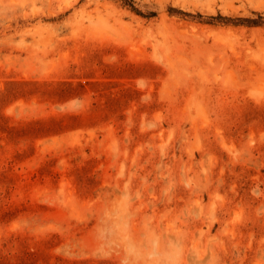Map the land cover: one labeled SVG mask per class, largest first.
Listing matches in <instances>:
<instances>
[{"label": "rangeland", "instance_id": "374dc122", "mask_svg": "<svg viewBox=\"0 0 264 264\" xmlns=\"http://www.w3.org/2000/svg\"><path fill=\"white\" fill-rule=\"evenodd\" d=\"M127 2L0 0V264H264V0Z\"/></svg>", "mask_w": 264, "mask_h": 264}, {"label": "clouds", "instance_id": "9594fccd", "mask_svg": "<svg viewBox=\"0 0 264 264\" xmlns=\"http://www.w3.org/2000/svg\"><path fill=\"white\" fill-rule=\"evenodd\" d=\"M175 247H179L178 243ZM169 254L161 253L156 248H153L151 251V257L156 261V264H167Z\"/></svg>", "mask_w": 264, "mask_h": 264}, {"label": "trees", "instance_id": "16d2710c", "mask_svg": "<svg viewBox=\"0 0 264 264\" xmlns=\"http://www.w3.org/2000/svg\"><path fill=\"white\" fill-rule=\"evenodd\" d=\"M123 1H125V2H127V0H123ZM128 3V2H127ZM133 9H135V8H133ZM219 18H221V19H224V20H227L228 18H225V17H222V16H218ZM213 18V17H212Z\"/></svg>", "mask_w": 264, "mask_h": 264}]
</instances>
